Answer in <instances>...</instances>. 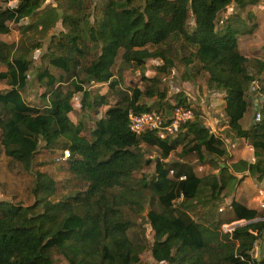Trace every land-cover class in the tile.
Listing matches in <instances>:
<instances>
[{
    "label": "trees",
    "instance_id": "16d2710c",
    "mask_svg": "<svg viewBox=\"0 0 264 264\" xmlns=\"http://www.w3.org/2000/svg\"><path fill=\"white\" fill-rule=\"evenodd\" d=\"M46 1L18 0L13 8L0 7V36L10 33L11 24L19 26L22 36L18 44L0 39V67L5 69L0 81L7 86L0 91V147L33 176L34 198L31 205L0 201V264H57L56 257L64 264H145L146 253L151 263L264 264L254 256L264 236V212L232 197L242 182L238 175L264 182V103L259 122L248 129L241 124L257 80L264 97V61L256 58L250 66L239 49V26L217 28L220 14L232 5L245 9L261 0H102L99 7L87 0H53L57 5L45 9ZM191 17L195 26L189 32ZM59 22L60 33L50 36ZM46 39L48 65L35 71L44 88L42 105L34 106L22 92L32 71L30 57L44 49ZM120 53L124 66L141 70L149 60L162 61L158 74H168L180 53L193 74L205 76L213 90L225 94L229 130L252 147L256 161L230 162L225 140L196 111L173 140L133 133L130 114L152 111L144 98L157 96L162 107L165 95L158 92L159 75L143 73L142 80L149 83L145 90L120 92L109 106L98 88L109 84L119 92L113 69ZM50 67L62 73L56 76ZM78 94L89 123L70 118ZM177 102L189 107L182 94ZM143 145L156 149L159 160L146 157ZM180 147L181 157L195 155L198 163L218 172L200 177L187 162L168 163ZM40 149L59 152V158L69 152V158L59 161L66 163L74 183L72 194L60 198L57 181L37 169ZM153 160L155 174L148 178L143 170ZM228 199L231 209L222 219L217 211ZM146 206L151 244L131 236L135 222L130 213L141 217Z\"/></svg>",
    "mask_w": 264,
    "mask_h": 264
},
{
    "label": "rangeland",
    "instance_id": "374dc122",
    "mask_svg": "<svg viewBox=\"0 0 264 264\" xmlns=\"http://www.w3.org/2000/svg\"><path fill=\"white\" fill-rule=\"evenodd\" d=\"M17 2L18 0H0V7L13 8ZM86 3L87 5L90 4L91 7L95 5L99 7L102 3V0H87ZM56 5L57 4L53 0H47L43 7L46 9ZM228 23L236 27L239 26V47L242 54L249 58L250 66H252V61L256 58L264 61V0H261L255 6H248L245 9H238L236 6L232 5L227 11L220 14L218 18V30L224 29ZM194 26L195 20L193 17H191L187 24L188 31L192 32ZM10 27V33L0 36V39L8 43H20L22 36L19 26L11 24ZM60 31L61 25L59 22L58 27L54 29L49 35H57L60 33ZM30 34L31 33H27L24 35V37H29L28 35ZM48 43L49 40L46 39L43 42L45 46L44 49L34 52L30 57L32 61V71L29 72V83L22 92L23 97L30 105H42L40 95L44 92V88L41 87L38 82H36L35 71L38 68L43 69L48 65V61L44 59L46 46ZM180 59L181 54H175L174 68H172L168 74H158L156 72V67L162 65V61L149 60L146 63L144 70H141L134 68V66H124L121 61L120 53L113 69L116 79L119 78V86L117 87V91L119 92H116V90L111 91L109 89V84H103L99 85V93L105 94L107 96L109 106H111L119 99L120 92L130 93L131 89L134 87H140L143 90L146 89L149 83L142 80L143 73L150 78L159 75L161 81L160 85L158 86V92L165 95L163 102H160L163 106L159 107L158 104L160 98L157 96L151 99L144 98L143 103H146L149 107H151V110L163 108L161 110H164L166 113H170L172 110L171 107L178 104V94H182L183 97L187 99L189 107L200 114L202 122L205 125H208L211 132L217 137H222L225 140L226 147L231 156L230 162L241 159L255 162L256 159L254 157V151L252 147L245 140L236 138L229 130L227 118L224 114L225 94L213 90L208 85L205 76H197L193 74ZM50 69L56 76L62 73L61 70L55 69L53 67H50ZM259 85L260 82L257 80L252 84V88L250 89L248 98L252 104L250 110L241 120L244 128H249L255 122V112L257 107L256 104H261L262 102L260 100V93L258 92ZM6 90V84L0 81V91L4 92ZM81 97L82 95L78 94L72 100L74 110L70 114V118L74 123H78L81 120L89 123V120L87 119L88 114L86 111L82 112L80 109ZM259 106L261 107L262 104ZM107 108L108 106L99 109L98 111L100 112V115H102ZM90 115V117L95 118L93 113ZM177 135L178 134L174 135L171 139H175ZM142 149L144 150L146 157L150 159H156V161L159 160V157H157L158 151L156 149L146 147L144 145ZM180 153L181 147L171 155L167 162H187L200 177H203L209 173L218 172L213 166H210L206 163H198L197 157L195 155L181 157ZM59 155V152L40 149L36 156V164L37 169L51 174L57 181L58 195L60 198H62L73 193L72 185L74 183L71 181L70 177H68V174L65 171L66 163L59 161ZM143 173L146 174L148 178H151L155 174L154 160L150 166L143 170ZM32 180L33 176L31 174L25 173L19 164L11 162V160L4 155L3 150L0 147V201L6 200L21 203L23 205H31L34 201V198L31 195ZM221 208L223 211L220 210ZM221 208L217 211V215L223 219L227 214V206L224 205ZM147 210L148 206H146L141 217L135 215L134 213H130L132 220L135 222V226L131 229V236L132 238L140 237L139 239H144L147 243L151 244L152 231L145 219ZM200 211H202L201 219H203L205 211ZM193 216L196 215L193 214ZM236 224L237 223L232 225ZM223 229L230 230L231 225H224ZM56 258L57 264L65 263L62 257ZM142 259L143 263L145 264H154L150 262L149 254L147 253L143 255Z\"/></svg>",
    "mask_w": 264,
    "mask_h": 264
},
{
    "label": "built area",
    "instance_id": "2783aa9c",
    "mask_svg": "<svg viewBox=\"0 0 264 264\" xmlns=\"http://www.w3.org/2000/svg\"><path fill=\"white\" fill-rule=\"evenodd\" d=\"M255 83V82H254ZM261 104L264 103V97H261ZM256 104L255 112V122L261 120V112L259 111V105ZM195 117L194 110L190 107H183L175 105L170 113L164 112V110H152L145 113L133 114L129 116L130 119V129L136 135H141L147 132H152L156 134L160 139L172 138L174 135L178 134L181 127L187 122L193 120ZM70 154L68 151L64 152V155L59 158V160H65L69 158ZM173 172H171V175ZM185 177H181L184 179ZM264 207V205H263ZM223 211V209H220ZM154 264H169L166 261H161Z\"/></svg>",
    "mask_w": 264,
    "mask_h": 264
},
{
    "label": "crops",
    "instance_id": "0c3cea01",
    "mask_svg": "<svg viewBox=\"0 0 264 264\" xmlns=\"http://www.w3.org/2000/svg\"><path fill=\"white\" fill-rule=\"evenodd\" d=\"M239 43H240V37L238 36V44ZM239 49H240V47H239ZM240 52H241V50H240ZM4 70L5 69L3 67H0V71H4ZM205 126L208 127V125H205ZM246 129H248V128H246ZM241 140H243V139H241ZM248 162H251V161H248ZM251 163H253V162H251ZM238 177L242 178V182L237 186L232 197L235 198L236 201L246 205L249 208L264 212V207H263V205H264V182L257 183L248 174L238 175ZM230 203H231V199H228L225 203L227 206V212L231 209ZM236 223L239 224L238 222H236ZM259 254L261 255V259L264 260V236L258 241V243L255 247L254 256H255L256 260L259 256Z\"/></svg>",
    "mask_w": 264,
    "mask_h": 264
},
{
    "label": "water",
    "instance_id": "95a60500",
    "mask_svg": "<svg viewBox=\"0 0 264 264\" xmlns=\"http://www.w3.org/2000/svg\"><path fill=\"white\" fill-rule=\"evenodd\" d=\"M262 219H264V218H262ZM238 225V224H237ZM257 261H258V263H260L261 261H262V259H261V255L259 254V256H258V258H257Z\"/></svg>",
    "mask_w": 264,
    "mask_h": 264
}]
</instances>
